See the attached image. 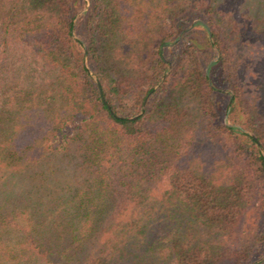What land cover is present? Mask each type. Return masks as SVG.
<instances>
[{"label":"trees","instance_id":"trees-1","mask_svg":"<svg viewBox=\"0 0 264 264\" xmlns=\"http://www.w3.org/2000/svg\"><path fill=\"white\" fill-rule=\"evenodd\" d=\"M85 2L0 0V264H264V0Z\"/></svg>","mask_w":264,"mask_h":264},{"label":"rangeland","instance_id":"rangeland-1","mask_svg":"<svg viewBox=\"0 0 264 264\" xmlns=\"http://www.w3.org/2000/svg\"><path fill=\"white\" fill-rule=\"evenodd\" d=\"M154 36L155 35L152 34V31H149V34L146 38L147 41L148 42L154 41L153 40ZM75 37L78 38L76 34ZM218 55H219V51H217L216 56L213 57L212 59H215ZM6 66H7L6 67L7 76L4 85V90H6V92L8 93L20 87L22 88H37L39 86L44 87V85L47 86L51 80V76L42 70L39 62L33 56L23 54L19 52V50L16 53L12 54L7 59ZM166 88L168 90L170 86H166ZM242 89L248 90L250 88H242ZM247 98H249V95ZM223 119L224 120L226 119V115L223 117ZM169 151L170 150L163 153L162 154L163 157L161 156L160 160H170L172 157V152L169 153Z\"/></svg>","mask_w":264,"mask_h":264},{"label":"water","instance_id":"water-1","mask_svg":"<svg viewBox=\"0 0 264 264\" xmlns=\"http://www.w3.org/2000/svg\"><path fill=\"white\" fill-rule=\"evenodd\" d=\"M85 1H86V2H85V6L82 7L81 9H79V10L75 13V16H74V18H73V23L75 22L77 15L89 5V0H85ZM72 35L75 36V34H74L73 31H72ZM83 51H84V48H83ZM84 62H85V61H84ZM85 67H86L87 70L89 71V69H88L86 63H85ZM168 67H169V64H168ZM161 77H162V76H161ZM92 78H93L94 80H96L95 76H92ZM142 107H143V105H141V109H142ZM259 149H260L261 154L264 155L262 149H261L260 147H259Z\"/></svg>","mask_w":264,"mask_h":264}]
</instances>
